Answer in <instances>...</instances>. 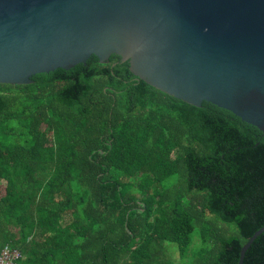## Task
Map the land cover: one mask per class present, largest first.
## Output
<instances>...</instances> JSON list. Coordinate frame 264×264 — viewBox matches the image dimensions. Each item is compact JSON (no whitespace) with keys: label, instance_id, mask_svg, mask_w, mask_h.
I'll return each instance as SVG.
<instances>
[{"label":"trees","instance_id":"obj_1","mask_svg":"<svg viewBox=\"0 0 264 264\" xmlns=\"http://www.w3.org/2000/svg\"><path fill=\"white\" fill-rule=\"evenodd\" d=\"M30 81L0 84V252L15 264H176L172 252L237 264L264 225L256 128L152 88L114 55ZM242 264H264V232Z\"/></svg>","mask_w":264,"mask_h":264},{"label":"water","instance_id":"obj_2","mask_svg":"<svg viewBox=\"0 0 264 264\" xmlns=\"http://www.w3.org/2000/svg\"><path fill=\"white\" fill-rule=\"evenodd\" d=\"M111 55L152 88L264 137V0H0V84Z\"/></svg>","mask_w":264,"mask_h":264},{"label":"built area","instance_id":"obj_3","mask_svg":"<svg viewBox=\"0 0 264 264\" xmlns=\"http://www.w3.org/2000/svg\"><path fill=\"white\" fill-rule=\"evenodd\" d=\"M10 254L11 255L9 256V251L7 248H3L0 252V264H15L18 254L15 251ZM14 258L16 259L13 261Z\"/></svg>","mask_w":264,"mask_h":264},{"label":"rangeland","instance_id":"obj_4","mask_svg":"<svg viewBox=\"0 0 264 264\" xmlns=\"http://www.w3.org/2000/svg\"><path fill=\"white\" fill-rule=\"evenodd\" d=\"M195 235L194 234H192V239L193 240H195ZM195 242V241H194ZM194 244V243H193ZM193 246V245H192ZM169 259L171 260V261H173L174 263H176V264H179V260L177 259V257H176V255L174 254V252H172V253H170L169 254Z\"/></svg>","mask_w":264,"mask_h":264}]
</instances>
